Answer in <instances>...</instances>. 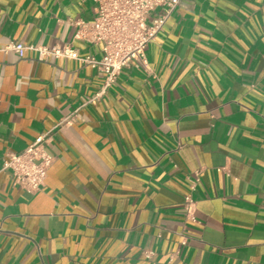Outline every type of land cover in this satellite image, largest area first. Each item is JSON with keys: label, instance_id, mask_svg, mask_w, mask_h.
<instances>
[{"label": "crops", "instance_id": "1", "mask_svg": "<svg viewBox=\"0 0 264 264\" xmlns=\"http://www.w3.org/2000/svg\"><path fill=\"white\" fill-rule=\"evenodd\" d=\"M96 5L0 0V46L99 59L73 38ZM145 58L87 102L96 68L0 53V264H264V0H183ZM48 131L28 192L2 162Z\"/></svg>", "mask_w": 264, "mask_h": 264}, {"label": "built area", "instance_id": "2", "mask_svg": "<svg viewBox=\"0 0 264 264\" xmlns=\"http://www.w3.org/2000/svg\"><path fill=\"white\" fill-rule=\"evenodd\" d=\"M183 0H96L95 17L91 23L74 22L76 31L73 38L91 45H99L102 56L96 59L92 55L82 56L71 43L40 46L8 43L0 46V53L15 52L23 57L28 50L37 53L38 60L49 56L63 57L80 61L96 68L103 74L102 88L87 102L100 96L118 78L122 68L131 62L146 66L145 49L153 42L169 14ZM156 8L163 13L148 22V17ZM71 118L66 119V124ZM48 132L37 136L32 143L19 152L6 154L2 169L9 170L14 183L28 192H36L44 184L47 170L54 158L46 151ZM184 208L188 218H192L194 200L192 194L184 196Z\"/></svg>", "mask_w": 264, "mask_h": 264}]
</instances>
